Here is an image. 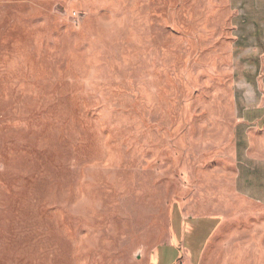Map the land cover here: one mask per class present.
<instances>
[{"label": "rangeland", "instance_id": "1", "mask_svg": "<svg viewBox=\"0 0 264 264\" xmlns=\"http://www.w3.org/2000/svg\"><path fill=\"white\" fill-rule=\"evenodd\" d=\"M253 177L264 0H0V264H264Z\"/></svg>", "mask_w": 264, "mask_h": 264}, {"label": "crops", "instance_id": "2", "mask_svg": "<svg viewBox=\"0 0 264 264\" xmlns=\"http://www.w3.org/2000/svg\"><path fill=\"white\" fill-rule=\"evenodd\" d=\"M241 177L240 175H238V181L240 183L241 181ZM245 182H248V188L246 191H239L241 188H240V185H237V190L239 192H241V194L251 198V199H254L256 201H258L260 203L261 206L264 207V179L263 180H260L258 183H256V179L253 177L251 178L250 181H246L244 180ZM234 258L232 259H239L241 261L243 260H246V259H252V256H248V255H245V254H236V256H232Z\"/></svg>", "mask_w": 264, "mask_h": 264}, {"label": "trees", "instance_id": "3", "mask_svg": "<svg viewBox=\"0 0 264 264\" xmlns=\"http://www.w3.org/2000/svg\"><path fill=\"white\" fill-rule=\"evenodd\" d=\"M175 216H177L178 217V214H177V210H175ZM205 224H208V225H210V230H209V232H211V230L216 226V224H217V220H204L203 221Z\"/></svg>", "mask_w": 264, "mask_h": 264}]
</instances>
